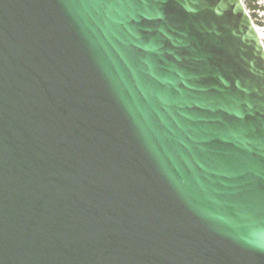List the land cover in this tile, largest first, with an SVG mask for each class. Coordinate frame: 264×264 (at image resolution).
<instances>
[{
	"label": "water",
	"instance_id": "obj_1",
	"mask_svg": "<svg viewBox=\"0 0 264 264\" xmlns=\"http://www.w3.org/2000/svg\"><path fill=\"white\" fill-rule=\"evenodd\" d=\"M0 264H264L243 0H0Z\"/></svg>",
	"mask_w": 264,
	"mask_h": 264
},
{
	"label": "trees",
	"instance_id": "obj_2",
	"mask_svg": "<svg viewBox=\"0 0 264 264\" xmlns=\"http://www.w3.org/2000/svg\"><path fill=\"white\" fill-rule=\"evenodd\" d=\"M248 11L250 12L253 20H257L258 15L256 13V10L264 11V4L261 3L259 0H243ZM262 18H264V13L262 15ZM260 25L264 26V21H258Z\"/></svg>",
	"mask_w": 264,
	"mask_h": 264
},
{
	"label": "rangeland",
	"instance_id": "obj_3",
	"mask_svg": "<svg viewBox=\"0 0 264 264\" xmlns=\"http://www.w3.org/2000/svg\"><path fill=\"white\" fill-rule=\"evenodd\" d=\"M259 1L262 3L264 0H259ZM256 13H257V15H258V18H257L256 21L254 20V22H255V24H256L258 27H260V29H261V31H262V33H263V35H264V26L260 25L259 22H258V21H261V20L264 21V18H262L263 12H262L261 10H256ZM263 41H264V36H263Z\"/></svg>",
	"mask_w": 264,
	"mask_h": 264
},
{
	"label": "bare ground",
	"instance_id": "obj_4",
	"mask_svg": "<svg viewBox=\"0 0 264 264\" xmlns=\"http://www.w3.org/2000/svg\"><path fill=\"white\" fill-rule=\"evenodd\" d=\"M258 30L260 31V35H261V37H262V39H263V33H262V31H261V29H260V27H258Z\"/></svg>",
	"mask_w": 264,
	"mask_h": 264
},
{
	"label": "built area",
	"instance_id": "obj_5",
	"mask_svg": "<svg viewBox=\"0 0 264 264\" xmlns=\"http://www.w3.org/2000/svg\"><path fill=\"white\" fill-rule=\"evenodd\" d=\"M264 4V1L262 2ZM264 13V11H262ZM258 27V26H257Z\"/></svg>",
	"mask_w": 264,
	"mask_h": 264
}]
</instances>
